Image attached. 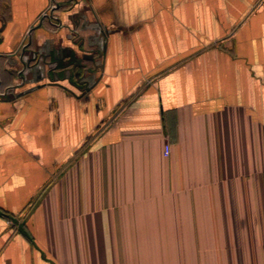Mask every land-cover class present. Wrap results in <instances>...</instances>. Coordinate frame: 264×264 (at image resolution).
<instances>
[{"label": "crops", "instance_id": "crops-1", "mask_svg": "<svg viewBox=\"0 0 264 264\" xmlns=\"http://www.w3.org/2000/svg\"><path fill=\"white\" fill-rule=\"evenodd\" d=\"M0 82V264H264V0H0Z\"/></svg>", "mask_w": 264, "mask_h": 264}, {"label": "rangeland", "instance_id": "rangeland-1", "mask_svg": "<svg viewBox=\"0 0 264 264\" xmlns=\"http://www.w3.org/2000/svg\"><path fill=\"white\" fill-rule=\"evenodd\" d=\"M33 63H36L35 60H32ZM24 74L23 73H15L14 74V79L15 81H19V79L23 78ZM0 92H4L3 96H10L11 94L9 93L11 88L9 87H5L3 85V82H0ZM12 87L15 84V82H12ZM3 216L5 217V219H7V221H9V223L12 225V227L16 228L17 230L22 231V227L24 225V216L23 214L21 215H14V214H3Z\"/></svg>", "mask_w": 264, "mask_h": 264}, {"label": "built area", "instance_id": "built-area-1", "mask_svg": "<svg viewBox=\"0 0 264 264\" xmlns=\"http://www.w3.org/2000/svg\"><path fill=\"white\" fill-rule=\"evenodd\" d=\"M168 153H169V146L168 145H165L164 154L165 155H168Z\"/></svg>", "mask_w": 264, "mask_h": 264}]
</instances>
